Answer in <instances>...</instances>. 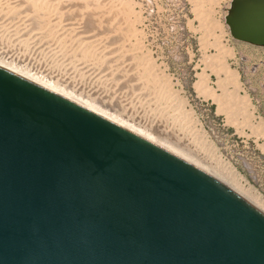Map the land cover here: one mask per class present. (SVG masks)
<instances>
[{"label": "water", "instance_id": "water-1", "mask_svg": "<svg viewBox=\"0 0 264 264\" xmlns=\"http://www.w3.org/2000/svg\"><path fill=\"white\" fill-rule=\"evenodd\" d=\"M264 47V0H230ZM0 264H264V215L195 166L0 68Z\"/></svg>", "mask_w": 264, "mask_h": 264}, {"label": "rangeland", "instance_id": "rangeland-1", "mask_svg": "<svg viewBox=\"0 0 264 264\" xmlns=\"http://www.w3.org/2000/svg\"><path fill=\"white\" fill-rule=\"evenodd\" d=\"M118 1L136 51L128 84L97 80L5 34L0 57L112 111L210 176L220 168L264 201V47L231 37L230 0Z\"/></svg>", "mask_w": 264, "mask_h": 264}, {"label": "bare ground", "instance_id": "bare-ground-1", "mask_svg": "<svg viewBox=\"0 0 264 264\" xmlns=\"http://www.w3.org/2000/svg\"><path fill=\"white\" fill-rule=\"evenodd\" d=\"M92 2L93 0H0V34H5L11 40L13 39L14 42L17 41L22 45H29L35 50L37 49L42 55L46 56V58H50V60L52 59V61H58L60 64L65 63L64 65L68 64L80 70L87 71L89 76L93 74L97 80L102 79L106 83H112L111 85H114L117 81L128 84L129 81H131L129 79L132 73L128 74L127 70H129L128 72L132 71L129 68V66L132 65H130L129 60L133 47L131 42L132 34L129 33V18L122 15L126 12L119 13L118 0L102 1L100 3L97 0V2L95 1L96 4ZM124 9L126 10V8ZM128 10L130 12V9ZM14 45L16 46L17 43ZM134 50L136 49L134 48ZM1 57L0 68L8 70L34 84L46 88L151 143H155L153 139L146 136L144 133L145 130L135 129L131 125L128 127V123V126H126L124 124L125 121L122 122V119H119L112 111L101 109L94 104L88 103L81 99L77 95L78 93L76 94L75 92L67 90L59 83L48 80L42 75L32 73L28 69L16 65L14 62L6 61ZM60 64L58 63L56 65ZM61 67H63V65ZM69 68L67 67L66 69ZM79 72L78 70L76 73L79 74ZM84 73L85 72H83V74ZM136 74L138 75V73ZM87 75L85 74L86 77ZM106 83L101 84L106 85ZM134 95L136 96V94ZM158 145L159 147L161 146L160 144ZM164 150L171 152L166 148H164ZM186 162L189 161L186 160ZM209 166H207V168ZM212 168V172L215 173V176L211 175L213 178L225 185L233 193L264 215V201L258 195L237 182V178L235 179L229 175L226 176L224 174L225 172L219 170L220 168Z\"/></svg>", "mask_w": 264, "mask_h": 264}]
</instances>
